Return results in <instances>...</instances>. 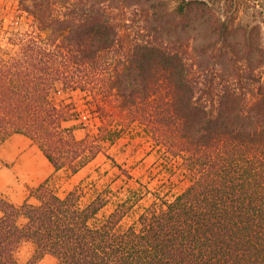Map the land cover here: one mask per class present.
Wrapping results in <instances>:
<instances>
[{"label": "trees", "instance_id": "trees-1", "mask_svg": "<svg viewBox=\"0 0 264 264\" xmlns=\"http://www.w3.org/2000/svg\"><path fill=\"white\" fill-rule=\"evenodd\" d=\"M141 2L18 0L25 26L0 43V140L25 134L54 172L74 174L99 153L115 163L106 148L136 129L186 185L154 192L124 228L136 192L104 214L107 190L83 200L82 183L59 195L47 179L31 191L36 205L0 196V264H20L23 239L31 264L47 252L56 264H264V0H180L179 12L223 7L199 60L145 25ZM57 90L80 93L94 132L78 138L65 124L85 126Z\"/></svg>", "mask_w": 264, "mask_h": 264}, {"label": "rangeland", "instance_id": "rangeland-1", "mask_svg": "<svg viewBox=\"0 0 264 264\" xmlns=\"http://www.w3.org/2000/svg\"><path fill=\"white\" fill-rule=\"evenodd\" d=\"M179 4H181L180 0H142L136 8L143 10L145 25L155 26L165 40L184 42L191 56L199 60L203 57L199 54V49L216 38L212 20L216 15L221 14L223 7L218 3L202 5L196 2L186 11L179 12ZM26 20V13L18 9V0H0V43L6 44L9 30L21 25L25 26L23 22ZM242 20L243 23L247 20L253 22L255 17L247 15ZM230 39L237 42L238 47H243L241 29L230 35ZM52 97L57 103L62 100L76 102L82 112L81 119L84 120L85 126L77 125L79 120L76 119L65 124L76 126L74 133L78 138L84 136L86 132L95 131L96 119L85 109L86 104L79 92L57 90ZM105 153L125 171L119 169L104 153H99L95 159L74 174H68L66 170L53 172L49 177V184L58 194L64 195L75 185L82 183L83 200L92 196L96 190L106 189L109 202L102 209L101 214L111 210L117 202L127 197L131 198L136 192L138 196L132 197L131 209L120 221L121 228L132 223L143 208L152 202L154 192L171 198L186 185V180L171 172L170 166L160 152L136 129L124 134L108 146ZM2 164L3 162L0 161V166ZM33 253L26 264H31Z\"/></svg>", "mask_w": 264, "mask_h": 264}, {"label": "crops", "instance_id": "crops-1", "mask_svg": "<svg viewBox=\"0 0 264 264\" xmlns=\"http://www.w3.org/2000/svg\"><path fill=\"white\" fill-rule=\"evenodd\" d=\"M0 196L15 206L28 202L36 205L38 199L31 193L54 172L52 164L37 144L22 133H12L0 140ZM60 195V194H59ZM2 211L0 210V217ZM20 226L26 223V217L19 215ZM35 250L31 240L20 241L15 257L20 264H26ZM57 259L51 253H44L35 264H56Z\"/></svg>", "mask_w": 264, "mask_h": 264}, {"label": "water", "instance_id": "water-1", "mask_svg": "<svg viewBox=\"0 0 264 264\" xmlns=\"http://www.w3.org/2000/svg\"><path fill=\"white\" fill-rule=\"evenodd\" d=\"M186 1H188V0H186Z\"/></svg>", "mask_w": 264, "mask_h": 264}]
</instances>
